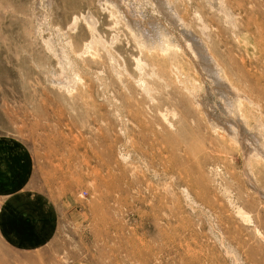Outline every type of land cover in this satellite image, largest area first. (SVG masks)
Masks as SVG:
<instances>
[{"label": "rangeland", "instance_id": "obj_1", "mask_svg": "<svg viewBox=\"0 0 264 264\" xmlns=\"http://www.w3.org/2000/svg\"><path fill=\"white\" fill-rule=\"evenodd\" d=\"M164 1L177 23L155 0H0V137L26 152L0 207L48 205V247L0 238V264H264V153L219 118L264 146V0Z\"/></svg>", "mask_w": 264, "mask_h": 264}, {"label": "crops", "instance_id": "obj_2", "mask_svg": "<svg viewBox=\"0 0 264 264\" xmlns=\"http://www.w3.org/2000/svg\"><path fill=\"white\" fill-rule=\"evenodd\" d=\"M18 140L0 137V190L14 188L15 169L20 170V157L22 146ZM21 178V177H19ZM23 203L36 209L31 213L36 219L19 220L16 206ZM8 198L4 207H0V238L4 248L15 254H31L42 251L48 247V205L42 209L43 203L35 198L25 199ZM5 202V200H4ZM1 206V202H0ZM15 207V208H14ZM23 215L25 212L20 210ZM31 215V217H32Z\"/></svg>", "mask_w": 264, "mask_h": 264}, {"label": "bare ground", "instance_id": "obj_3", "mask_svg": "<svg viewBox=\"0 0 264 264\" xmlns=\"http://www.w3.org/2000/svg\"><path fill=\"white\" fill-rule=\"evenodd\" d=\"M131 4H132V2H131ZM154 6H155V8H154L155 11L154 12L159 17L165 16V18L168 19L171 23H177L178 22L177 19L171 14L170 9L167 8L166 3H165L164 0H155V5ZM133 17H135V16L133 15ZM133 19H128L127 20L128 24H130V25H136V26L139 27V29H141V27H140L141 24H139L138 20L135 21L137 18L135 17ZM144 24H146V23H144ZM150 25L152 26V23ZM153 28H155V26ZM129 29H132V28L129 27ZM145 29H146V27H145ZM142 30H143V32L141 33V30H140L139 37H137V38H139L141 41H143L145 39L144 41L145 42H148V40L152 38V36H151L152 34L150 35L151 36V38H150V36H148V32H147L148 29L145 30V31H144V29H142ZM155 31H157L156 28H155ZM152 39H154V38H152ZM164 41H166V40H164ZM165 46H167V45H165ZM158 48H160V47H158ZM188 48L190 49L191 55L197 60L198 65L201 66V68L203 69V71L206 72V73H208V75H210V77L213 76L214 83H215V86H216V89H215L216 90V93L220 94L219 95L220 98H222V99L225 98V100H227L226 102H228V103L231 104V105H229L226 102L223 104V105H225L224 107H227V110L229 108V111H230V114H231V109L230 108H231L232 104L233 103H236L237 104L236 107L240 106L241 105V102H242V101L240 102V100L242 99V97L239 96V94H238L237 91H235L234 89H231V90L228 89L227 86H224L223 83H221L219 80H217V75H218V73H219L220 70H219V68L216 66V64L214 62H211V61H209L206 58V54H208V53H207V51L206 52L204 51L205 49L203 50V48L199 44H197L195 42H194V44L193 43L192 44L191 43H188ZM165 49H167V48L165 47ZM203 65H205V66H203ZM227 110H225V111L227 112ZM221 111L224 112V109L223 110L221 109ZM236 113H235V115H233V114L232 115H229L230 116V119H228V115H227L228 113L227 114H224L225 117H219L220 120L222 119L221 124H222L223 130H225V132H227L229 134H232L233 139L243 149L244 152H246V153H262L263 154L264 153V148H263L264 146L262 147V145L260 143V140H261L260 136L258 134H256V133L250 131L245 126V124H244V119L245 118L244 119L239 118L238 114H240V113H238L237 115H236ZM241 115H242V113H241Z\"/></svg>", "mask_w": 264, "mask_h": 264}]
</instances>
